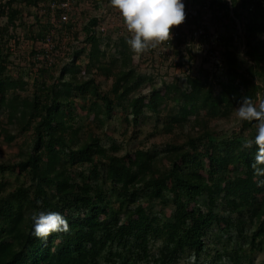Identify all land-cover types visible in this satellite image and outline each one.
I'll return each instance as SVG.
<instances>
[{
	"label": "trees",
	"instance_id": "trees-1",
	"mask_svg": "<svg viewBox=\"0 0 264 264\" xmlns=\"http://www.w3.org/2000/svg\"><path fill=\"white\" fill-rule=\"evenodd\" d=\"M231 1L243 31L220 39L226 45L220 95L218 75L203 72L188 73L184 84L162 81L149 96H137L154 77L135 74L126 37L115 41L112 53L101 49L96 32L89 33L96 19L86 27L91 44L85 49L89 67L113 81L109 91L77 65L79 52L48 80V71L59 66H41L33 48L25 79L28 68L11 59L4 40L9 28L0 26V137L14 142L26 135L17 163L0 162V264H256L255 253L264 251V176L251 167L255 144L242 147L254 140L256 122L243 121L241 133L222 139L209 125L230 116L245 96L257 102L262 91L264 99V85L256 82L264 83V0ZM213 4L229 15L228 3ZM237 32L245 40L242 55ZM31 78L36 88L25 95ZM181 90L189 97L175 95ZM88 98L101 99L86 108L100 127L116 108L137 126L146 110L160 115L172 103L164 130L173 132L194 117V131L183 143L118 155L116 141L108 148L100 135H82L77 112ZM164 153L170 154L166 169L159 165ZM41 211L64 216L70 231L36 238L31 216Z\"/></svg>",
	"mask_w": 264,
	"mask_h": 264
},
{
	"label": "rangeland",
	"instance_id": "rangeland-1",
	"mask_svg": "<svg viewBox=\"0 0 264 264\" xmlns=\"http://www.w3.org/2000/svg\"><path fill=\"white\" fill-rule=\"evenodd\" d=\"M88 1L84 6L81 7L80 11H77L74 15V19L77 21V29L74 32V35H81L89 45L91 44L86 35V27L89 25L88 21L93 15L98 14L99 11L96 8V4L99 0H84ZM185 4V10H189V0H183ZM206 0H194L193 11H197L196 14H193V17L189 18L187 24L184 27L185 37L179 38L180 41L175 39L173 48L168 51L166 54H163V46L156 49H152L149 52L135 56L133 63L136 67L135 74L141 75L142 77H154V80H149L144 82L137 96L140 94L149 96L153 87H161L163 83L170 85L174 81L181 79V84L185 82V76L188 73L191 74H202L203 72H209L211 77L213 74H217L216 80V93L221 94V81L225 80V77H219L222 71L221 68L224 66L223 52L226 49L225 43H221L216 46L209 40L210 36H216L218 39L222 37H229V33L234 29L239 28L237 26L240 23V27L243 25L240 21V18L236 16L233 18L232 13L229 10V15L220 14V10L216 8L205 9L204 3ZM45 6L44 0H36L34 2H29L28 0H0V26L8 27L9 30L5 35L4 40L7 41L9 45V51L13 52L11 59L19 62L25 63L26 70H24V78L29 79L28 70L30 69L29 65V55L32 49L34 48V43L37 41L40 33L45 34L46 31H51V24L41 22V19L45 18L43 13L39 11V7ZM79 5H82L79 2ZM197 9V10H196ZM234 12V10H233ZM109 13H113V10H109ZM235 13V12H234ZM13 17V19H11ZM48 20V19H45ZM47 24V25H46ZM180 29L181 26L175 27ZM200 28L203 30V36H198L197 38L190 37V35ZM239 32V30H238ZM236 33V42L238 46L241 47L239 52L245 51L244 48V38L240 33ZM58 39L61 40V33L57 32ZM121 36L126 37L127 39L131 38L130 33L126 30L123 22L121 24L110 25L108 33L105 35L99 34L98 37L101 39V49H107L109 53L115 51V41H117ZM1 38V37H0ZM111 41V44H110ZM221 41V40H220ZM226 42V40H225ZM110 44V46H109ZM82 51V52H81ZM220 52L221 58L216 52ZM7 52V51H6ZM79 52L77 58V65L82 67L83 72H91L92 75L99 86V88L105 92L109 91L112 87L113 81L107 79L105 76L99 75L97 70H93L89 67L90 54L89 51L82 47L80 49L74 48L72 54ZM243 67H246V63L243 62ZM61 68L55 70H49L50 74L47 76L48 80L52 79V76L55 75L59 77ZM40 73V72H39ZM84 73L80 74V78L85 79L87 76H83ZM136 76V75H135ZM32 77V76H31ZM35 79V76H34ZM35 80L31 78L29 85L25 87L24 94H32L36 88L34 84ZM259 85H264L261 80H256ZM22 89V88H20ZM258 94V99H263V92L260 91ZM189 97L188 93H185V90L175 92L177 96ZM85 110H77L78 112V127L82 130V135L85 138L88 134L100 135L102 138V143L110 148L111 144L114 141L117 142L119 151L118 155H125L128 152H133L135 149L140 148H151V149H161L164 148L167 144L171 143H183L187 140L189 133L194 131L193 121L194 117L191 118V121L184 126H177L173 132H168L164 130L165 121L167 115L170 112V105L167 108L162 106V111L160 115L153 113L150 110H146V117L141 122V124L134 126L131 118L127 121V113L124 112L121 108H116L113 113V117L107 121V111L103 109L102 117L105 118V125L103 127L98 126V124L93 120L94 112L89 113L90 101L95 103H101V99L95 98V100L86 99ZM79 104H82V100H78ZM174 106V105H173ZM240 104H238L230 116L215 118L210 120L209 125L214 130V133L217 136L222 138H228L230 136L234 137L235 132L241 133L243 131V123L238 120L236 117V110ZM88 112V113H87ZM130 117V116H128ZM198 128V127H197ZM200 128V127H199ZM197 134V132H194ZM26 135H20L14 142L7 141L3 136L0 137V162H11L12 164L17 163V153H19L20 147L25 140ZM169 153H164L161 156L159 165L164 169L170 166L169 162ZM15 174H10L9 177L15 181ZM160 209H163L160 207ZM167 213L170 212V209H164ZM159 242L154 246V250H157ZM256 264H264V251L256 252ZM180 264H184L182 260Z\"/></svg>",
	"mask_w": 264,
	"mask_h": 264
},
{
	"label": "clouds",
	"instance_id": "clouds-1",
	"mask_svg": "<svg viewBox=\"0 0 264 264\" xmlns=\"http://www.w3.org/2000/svg\"><path fill=\"white\" fill-rule=\"evenodd\" d=\"M110 4L118 10L131 35L126 43L135 56L169 45L174 38L173 29L186 22L183 0H110ZM236 117L241 122H256L257 133L254 140H244L242 147L250 149L255 144L257 152L251 167L254 175L264 176V99L253 102L250 97H243L236 110ZM41 203L37 201L38 205ZM31 220L32 234L38 239L47 240L53 233L70 231L66 218L56 212H34Z\"/></svg>",
	"mask_w": 264,
	"mask_h": 264
},
{
	"label": "built area",
	"instance_id": "built-area-1",
	"mask_svg": "<svg viewBox=\"0 0 264 264\" xmlns=\"http://www.w3.org/2000/svg\"><path fill=\"white\" fill-rule=\"evenodd\" d=\"M45 6L41 5L38 9L45 18L41 19V22L51 24L52 30L46 31L43 37H38L37 41L34 43V49L36 50L34 54V59L39 62V64L45 68H53L54 66H62L64 63L72 60V51L74 48H82L87 47L89 49V45L81 35H74L75 30L77 29V21L74 19V15H76L77 11H80L81 7L84 6L88 1L84 0H44ZM189 10L186 11V22L183 23L180 29H173V40L169 45L163 46V54H166L173 48L174 41L177 38L185 37L184 27L187 24L188 19L193 17V14L197 11H193V1L189 0ZM214 0H206L204 3L205 9L214 8L219 10V6L213 4ZM230 5V12L235 18V14L233 12L234 7L232 5L231 0H222ZM79 2L82 5H79ZM250 10H253L254 5H250ZM96 8L99 13L93 15L89 19V23L96 19L97 25L90 28V34L96 32L97 35L102 34L105 35L108 33L110 25L121 24L122 18L115 8H113L110 4V0H99L96 4ZM109 10H113V13H109ZM197 10V9H196ZM48 19V20H45ZM46 24V25H47ZM239 26V30L242 33V28L240 27V23L237 24ZM92 31V32H91ZM57 32L61 33V40L58 39ZM89 34V35H90ZM86 35L87 31H86ZM198 36H203V30L198 28L195 30L190 37L197 38ZM207 40L212 42L214 45L218 46L221 44L220 39L216 36H210ZM221 58L220 52H216Z\"/></svg>",
	"mask_w": 264,
	"mask_h": 264
}]
</instances>
